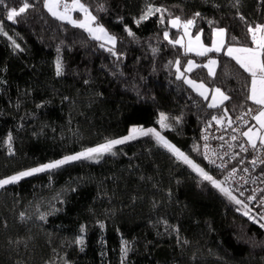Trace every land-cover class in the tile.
I'll return each instance as SVG.
<instances>
[{
	"label": "trees",
	"instance_id": "obj_1",
	"mask_svg": "<svg viewBox=\"0 0 264 264\" xmlns=\"http://www.w3.org/2000/svg\"><path fill=\"white\" fill-rule=\"evenodd\" d=\"M29 2L15 22L7 13L22 0L0 4V178L121 138L132 125L158 128L217 178L202 158L201 129L213 117L256 114L251 77L223 53H185L164 32L178 40L170 20L199 12L193 33L203 42L223 28L225 46L250 47L247 27L264 24V0H81L116 38V56L54 18L44 0ZM148 6L162 11L137 25ZM210 57L214 75L202 66ZM187 60L198 66L184 72ZM176 61L184 77L229 99L209 107L177 79ZM161 113L168 127L158 126ZM113 151L0 188V264H264V223L248 202L236 204L150 135Z\"/></svg>",
	"mask_w": 264,
	"mask_h": 264
},
{
	"label": "snow or ice",
	"instance_id": "obj_2",
	"mask_svg": "<svg viewBox=\"0 0 264 264\" xmlns=\"http://www.w3.org/2000/svg\"><path fill=\"white\" fill-rule=\"evenodd\" d=\"M0 4H4V0H0ZM61 6L64 9L63 13H60L57 10ZM31 7H34V5L31 4L29 0H22L21 6H19L18 8H12L10 11H8L7 19L9 21L15 22L16 17L21 16ZM44 7L52 16L56 17L57 19L67 20L68 22L72 23L73 26L85 29L91 34L93 39L96 40L103 39L105 43H110L112 47L107 50L110 51L112 55L114 56L117 55V53L114 51L117 42L116 38L114 36L109 35L108 32L102 26L97 25L95 28L91 27V25L96 21V17L91 14L89 9L85 7L83 3H81V0H72L71 5H69L68 3H63L62 0H44ZM71 10H78L82 12L84 14V20L82 22L79 20H72L71 17L68 15L69 11ZM161 11L162 10L160 8H153L151 6H148L146 7V9L142 10L140 17L135 19V23L139 25L141 22L149 19L151 16ZM200 16L201 14L199 12H196L193 14V18H189L187 20L182 21L179 17H175L170 20V23L172 27H182L184 29V34L190 35L189 29L195 26L196 18ZM160 19L163 22L162 16L160 17ZM241 19L243 20L244 17H241ZM209 23H213V22L209 21ZM0 31H3V29L0 28ZM125 31L128 33L129 36H134V33L131 31V29L125 27ZM247 32L251 37V42L254 45V47H240V48L229 47L227 49V55L235 59L236 62L240 64V66L244 69V71L249 73L251 77L250 90L247 99L251 100L253 104L258 106V111L256 112V114L252 115L254 110L248 109V112L246 114L252 115V119H254L259 125V131H254L253 128L250 127L248 128L247 131L243 132L242 135L247 138L248 143L250 144L252 149H257L258 148V144L256 142L257 139L259 140V146H264V24H255V25L250 24L247 27ZM4 34L7 35V33ZM214 35L218 38H223L226 36V29L215 28ZM164 38L169 40V43H173V44L181 43V40L169 39V35L167 31L164 32ZM195 41L199 45L200 49H202V51L197 52L198 55H203L205 52L213 51V50L219 51L220 48L223 47V41L220 40L218 42H214L213 48H204L202 44H199L200 35H196ZM191 43L192 42L190 40L187 51L193 50L191 47ZM100 46L103 47L104 44H101ZM15 47L19 48V45L15 44ZM176 64H177V72L180 73V75L177 76V79H185V83H188L192 87L198 89H204L203 84L197 86L192 80L186 79L184 77V73L180 72L179 61H176ZM215 64L216 61L212 60L209 61L208 65H205V67L209 68V74L211 75H214V72L212 68L209 67V65H215ZM193 67H194L193 62L188 61V66L185 69V71H191ZM56 74L58 76L63 74L62 64L59 60H57L56 63ZM205 91H201L200 95L204 96L205 99H208V97L205 95ZM215 92L216 95L221 97V102L229 99V97L224 93H222L220 89L217 88ZM212 99H213V103L209 104V107H217V104L215 102L216 96H213ZM167 119L168 117L165 114L163 113L160 114L159 123L162 127H168V125L165 123ZM213 120H216V117H213ZM217 123H220V121H217ZM149 135L155 137V139L163 147H165L169 152H171L177 159L189 165L204 180L211 182L213 186L220 188V190L225 192L226 195H229L230 199H233L236 204L241 203L240 200H237L235 199V197H232L231 194L228 193L226 189L221 188L220 184H218L217 181L212 178V176L208 175L203 169H201L196 164H194L193 161L190 160L189 157L186 156L182 151H180L174 145L170 144L163 136L160 135L158 131H156L155 129H143V128H132L130 134L124 138L108 140L104 144H101L96 147L88 148L85 151H82L76 155H69L64 157L63 159L46 163L41 166L32 168L30 170L19 172L18 174L12 175L10 177L0 178V188H3L10 184H15L19 182L21 179L35 175L37 173L58 169L61 166L72 161L102 157L105 154L112 153V149L116 145H120L127 142L128 140L135 139L137 138V136H149ZM11 139L12 137L11 135H9L8 136L9 145H11ZM205 139H207V137H205ZM233 139H235V137H233ZM242 150L246 151V149L243 148ZM251 163L255 165L257 161L254 159L251 161ZM262 203H264V201H262ZM244 214L248 215L249 219L253 220V222H256L255 218L249 215L247 211ZM40 219H44V216L41 215ZM261 219H264V217H261ZM261 227H264V224H261ZM126 251L127 250L125 249V254Z\"/></svg>",
	"mask_w": 264,
	"mask_h": 264
},
{
	"label": "built area",
	"instance_id": "obj_3",
	"mask_svg": "<svg viewBox=\"0 0 264 264\" xmlns=\"http://www.w3.org/2000/svg\"><path fill=\"white\" fill-rule=\"evenodd\" d=\"M247 112H240L230 121L208 120L201 129L199 145L202 158L217 175L215 180L221 188L248 202L264 223V146L258 144L252 149L242 135L255 114ZM254 159L255 165L251 163Z\"/></svg>",
	"mask_w": 264,
	"mask_h": 264
},
{
	"label": "rangeland",
	"instance_id": "obj_4",
	"mask_svg": "<svg viewBox=\"0 0 264 264\" xmlns=\"http://www.w3.org/2000/svg\"><path fill=\"white\" fill-rule=\"evenodd\" d=\"M62 2L63 3H68L69 5H71V3H72V0H71V2H65L64 0H62ZM46 9V8H45ZM58 10V12H60V13H63L64 12V9H63V7L61 6L59 9H57ZM46 11H47V9H46ZM50 14V13H49ZM79 15L78 17H76V15ZM68 15L71 17V19L72 20H79V21H83L84 20V14L82 13V12H80V11H78V10H71V11H69V13H68ZM54 17V16H53ZM54 18H56V17H54ZM57 19V18H56ZM59 21H63V22H66V23H68V24H70L71 26L73 25L72 23H70V22H68L67 20H60V19H58ZM183 21V20H182ZM98 24H95V22L91 25V27H93V28H95L96 26H97ZM99 26H101V25H99ZM75 27V26H74ZM103 27V26H102ZM169 27L171 28L172 26H171V23L169 22ZM77 28H79V27H77ZM104 28V27H103ZM172 28H175V29H177V30H179V32H180V35L178 36V40H181V43L180 44H177L182 50H184V52L185 53H189V54H192V55H197V56H205L206 54H209V53H214V54H216V53H223L225 56H229V55H227V49L229 48V47H232V46H225V37H223V38H218V37H216L215 35H214V32H213V34H212V41H211V43L210 44H206L205 42H203V38H201V34L200 33H193V27L192 28H190L189 29V33H190V35H185L184 34V29L182 28V27H172ZM80 29H82V30H84L85 32H87L88 34H89V36L92 38V36H91V34L88 32V31H86L85 29H83V28H80ZM106 30V29H105ZM108 32V31H107ZM108 34L109 35H111L109 32H108ZM196 35H200V41H199V44H202L203 46H204V48H213V46H214V42H218V41H220V40H222L223 41V47H221L220 48V50L219 51H215V50H213V51H208V52H205L203 55H198L197 54V52L198 51H202V49H200V47H199V45L197 44V42L195 41V37H196ZM111 36H113V35H111ZM93 39V38H92ZM94 40H96V39H94ZM191 40V47H192V51H187V48H188V46H189V41ZM98 42H101L102 44H104V46L106 47H112V45L110 44V43H105V41L103 40V39H101V40H97ZM250 47H254V45L252 44ZM232 48H240V47H232ZM234 55H235V53H234ZM229 57H231V56H229ZM232 58V57H231ZM212 60H214V61H216V64H217V60L216 59H214V58H207V59H205V62L203 63V67H204V69H206V71L208 72V74H209V68L208 67H205V65H208L209 64V61H212ZM235 60V59H234ZM188 61H192L193 62V64H194V67L191 69V71L192 70H194V68L195 67H197L198 66V64L195 62V60H187V63H186V65L184 66V72H190V71H185V69L187 68V66H188ZM236 61V60H235ZM216 64L215 65H209V67H211L212 68V70H213V72L215 73V69H216ZM179 75H180V73H179ZM209 75H211V74H209ZM185 78L186 79H189L187 76H185ZM190 80V79H189ZM184 82H185V79H184ZM194 82V81H193ZM197 86L198 85H200L201 83L200 82H194ZM187 85L192 89V91L194 92V93H197V94H199L200 95V92L201 91H205V95L208 97V99H206V100H208V103L209 104H211V103H213V96H216V104H217V107L218 106H220V105H222L223 104V102H221V97L220 96H218V95H216V92H215V90L216 89H213V90H209L207 87H205L204 86V89H198V88H194V87H192L191 85H189L188 83H187ZM250 90V89H249ZM223 93V92H222ZM203 99H205L204 98V96H202V95H200ZM251 101V100H250ZM217 107H212V108H217ZM158 126L159 127H161V125H160V123H158ZM132 128H143V129H155L156 131H158L159 132V130H158V128H156V127H144V126H138V125H132L131 127H130V129H129V131H128V133L126 134V135H124V136H121V138H124V137H126V136H128L129 134H130V131H131V129ZM162 128V127H161ZM251 128H253V130L254 131H259V125L257 124V122L253 119V124H252V126H251ZM248 129H246L245 131H247ZM244 131V132H245ZM160 133V132H159ZM151 136V135H150ZM137 137H143V136H137ZM153 137V136H152ZM121 138H116V139H121ZM153 138H155V137H153ZM246 138V137H245ZM246 140H247V138H246ZM129 141H131V140H128L127 142H129ZM247 142H248V140H247ZM258 144H259V140L257 139V141H256ZM106 143V142H105ZM126 143V142H125ZM102 144H104V143H102ZM101 145V144H100ZM121 145V144H120ZM120 145H116L115 147H117V146H120ZM114 147V148H115ZM113 148V149H114ZM113 149H112V153L114 152L113 151ZM82 151H85V150H82ZM82 151H79L78 153H80V152H82ZM78 153H76V154H78ZM76 154H70V155H76ZM107 155H111V153H108V154H105V155H103L102 157H99V158H91V159H81V160H85V161H90V162H99L103 157H105V156H107ZM67 156H69V155H67ZM64 158V157H63ZM63 158H60V159H63ZM60 159H57V160H60ZM56 160V161H57ZM78 161V160H77ZM72 162H74V161H72Z\"/></svg>",
	"mask_w": 264,
	"mask_h": 264
}]
</instances>
